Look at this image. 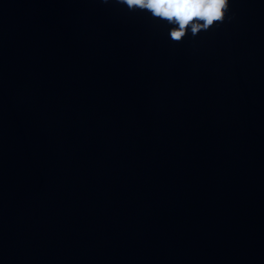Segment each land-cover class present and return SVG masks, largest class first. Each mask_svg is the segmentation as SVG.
<instances>
[{"label": "water", "instance_id": "obj_1", "mask_svg": "<svg viewBox=\"0 0 264 264\" xmlns=\"http://www.w3.org/2000/svg\"><path fill=\"white\" fill-rule=\"evenodd\" d=\"M171 27L0 0V264H264V0Z\"/></svg>", "mask_w": 264, "mask_h": 264}, {"label": "clouds", "instance_id": "obj_2", "mask_svg": "<svg viewBox=\"0 0 264 264\" xmlns=\"http://www.w3.org/2000/svg\"><path fill=\"white\" fill-rule=\"evenodd\" d=\"M107 2V0H105ZM129 11H147L152 18L172 27L169 36L179 43L190 31L196 36L201 31L222 23L229 11V0H117Z\"/></svg>", "mask_w": 264, "mask_h": 264}]
</instances>
